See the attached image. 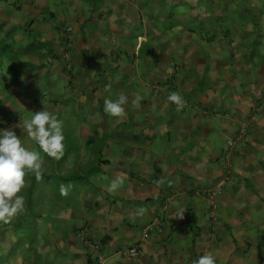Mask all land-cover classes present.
<instances>
[{
    "label": "crops",
    "instance_id": "0c3cea01",
    "mask_svg": "<svg viewBox=\"0 0 264 264\" xmlns=\"http://www.w3.org/2000/svg\"><path fill=\"white\" fill-rule=\"evenodd\" d=\"M68 1L81 8L74 18L55 0H0V130L13 128L45 169L41 181L25 176L26 211L0 224V264H94L87 241L107 264H194L206 253L264 264V0H252L255 19L241 0L206 10ZM172 92L187 102L179 112ZM121 93L124 119L104 112ZM40 110L63 121L59 161L13 127ZM218 186L212 220L206 192Z\"/></svg>",
    "mask_w": 264,
    "mask_h": 264
},
{
    "label": "clouds",
    "instance_id": "9594fccd",
    "mask_svg": "<svg viewBox=\"0 0 264 264\" xmlns=\"http://www.w3.org/2000/svg\"><path fill=\"white\" fill-rule=\"evenodd\" d=\"M110 86H106L107 91ZM143 97L136 94L132 100V107L139 108ZM168 101L176 106V111H181L187 106V102L178 92H172L168 96ZM128 97L121 93L116 100H104V112L111 117L124 119L127 115L125 105ZM15 128H23L27 137L48 157L57 161L61 160L65 154V137L63 133V121L46 110H40L32 114L30 119L24 120L14 125ZM44 160L40 152L28 150L22 145L20 137L13 128L0 130V224H10L16 217L26 211L25 197L20 195L25 188V176L34 174L37 181L43 179L45 171ZM126 175L120 174L112 180L107 191L115 194L124 184ZM160 184L164 180L159 181ZM170 183V182H169ZM71 185H61L62 196L69 194ZM146 209L140 208L136 215L142 216ZM183 209H180L175 216L183 219ZM194 264H216L212 254L206 253L199 257Z\"/></svg>",
    "mask_w": 264,
    "mask_h": 264
},
{
    "label": "built area",
    "instance_id": "2783aa9c",
    "mask_svg": "<svg viewBox=\"0 0 264 264\" xmlns=\"http://www.w3.org/2000/svg\"><path fill=\"white\" fill-rule=\"evenodd\" d=\"M247 128H248V123L243 122L241 124V127L238 129V132L236 134L237 138H241L243 136H245L246 132H247ZM235 144V141H231L229 142V146L233 147ZM222 191L221 186L212 188L207 190L206 195L209 199L210 202V218L213 220L215 218V211L217 209V203H216V196L219 195ZM87 246L89 247V249H91L94 253V264H107V260L105 258V256L102 254L101 252V247L100 244L97 242H92V241H87ZM137 251L135 248H132L129 250V254L131 256H136L137 255Z\"/></svg>",
    "mask_w": 264,
    "mask_h": 264
},
{
    "label": "trees",
    "instance_id": "16d2710c",
    "mask_svg": "<svg viewBox=\"0 0 264 264\" xmlns=\"http://www.w3.org/2000/svg\"><path fill=\"white\" fill-rule=\"evenodd\" d=\"M196 1H197V3L200 2V4H201V5H197V7L200 10H202L203 7L205 8V10L209 9V8H213L215 6V3L217 5V7L223 8V6H224V0H196ZM249 1H250V3H249ZM262 3H263V1H262ZM158 4H160V2H158ZM160 5L165 10L168 8V7L165 8L164 4H162V3ZM240 5L244 9V11L248 13V15L250 16V19H255L257 17L256 8H255L256 5L251 4V0H241ZM193 9H196V7H193ZM171 11H174V10L171 9ZM196 12H199V11H196ZM170 14H171V12H170ZM184 20H186V19H184ZM194 23H195V21H194ZM187 24H191V22L189 21ZM194 32H196V31H194Z\"/></svg>",
    "mask_w": 264,
    "mask_h": 264
},
{
    "label": "rangeland",
    "instance_id": "374dc122",
    "mask_svg": "<svg viewBox=\"0 0 264 264\" xmlns=\"http://www.w3.org/2000/svg\"><path fill=\"white\" fill-rule=\"evenodd\" d=\"M258 1V0H257ZM257 1H252L251 0V4H255L256 5V2ZM51 2V1H50ZM189 2H190V4L188 3V5H190V6H194V7H196L197 6V3L195 2V0H189ZM52 3H53V1H52ZM55 3H57V4H59V6H60V10L61 9H63V10H65L64 9V6H67V7H69L68 9H70V10H72L73 11V16H72V18H74V16H77L80 12V10H81V8L79 9V7L76 9H71V7H70V3H69V1L68 0H55ZM249 3H250V1H249ZM48 4V7L51 5V3H47ZM62 5H64V6H62ZM256 6H258V5H256ZM55 7H57V5L55 6ZM57 9V8H56ZM64 13H66V11H63ZM71 19V18H70ZM57 22H58V20H56ZM60 21H61V19H60ZM59 21V22H60ZM65 23H69V22H65ZM6 57H8V56H6ZM231 141H235L234 139H231V140H229V141H227V146H228V148H231L228 144H229V142H231Z\"/></svg>",
    "mask_w": 264,
    "mask_h": 264
}]
</instances>
